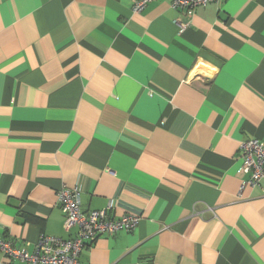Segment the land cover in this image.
Returning a JSON list of instances; mask_svg holds the SVG:
<instances>
[{"label":"crops","instance_id":"crops-1","mask_svg":"<svg viewBox=\"0 0 264 264\" xmlns=\"http://www.w3.org/2000/svg\"><path fill=\"white\" fill-rule=\"evenodd\" d=\"M0 0V237L34 252L82 212L133 215L79 264H264V0ZM0 264H28L6 257Z\"/></svg>","mask_w":264,"mask_h":264},{"label":"built area","instance_id":"built-area-1","mask_svg":"<svg viewBox=\"0 0 264 264\" xmlns=\"http://www.w3.org/2000/svg\"><path fill=\"white\" fill-rule=\"evenodd\" d=\"M152 1L154 0H137L133 4L134 11L140 12ZM219 1L223 0H170L169 4L180 11H192L197 7ZM239 149L241 169L249 176L246 183L254 187L264 179V144L257 139H251L242 143ZM79 196L78 188L61 189L57 192V205L64 218V228L76 229L72 238L40 235L35 250L30 255L24 249L14 248L10 242H5L0 237V251L6 257L28 264H79L78 258L85 243H92L94 239L104 234L130 232L138 224L137 216L124 215L114 218L108 215L112 208L111 203L102 210L82 212Z\"/></svg>","mask_w":264,"mask_h":264}]
</instances>
